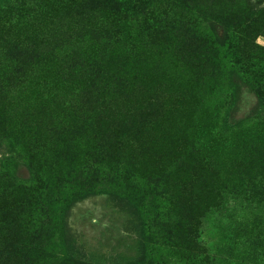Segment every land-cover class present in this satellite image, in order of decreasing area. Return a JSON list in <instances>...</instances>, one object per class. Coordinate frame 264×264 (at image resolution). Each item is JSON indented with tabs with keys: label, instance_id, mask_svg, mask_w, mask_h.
<instances>
[{
	"label": "rangeland",
	"instance_id": "rangeland-1",
	"mask_svg": "<svg viewBox=\"0 0 264 264\" xmlns=\"http://www.w3.org/2000/svg\"><path fill=\"white\" fill-rule=\"evenodd\" d=\"M127 1L118 15L110 0H0V172L15 181L0 180V264H264V99L225 65L198 96L155 21L131 11L147 0ZM109 133L124 159L107 160ZM198 163L220 198L197 229H164V209L187 213ZM33 173L65 188L41 250L21 236L46 210Z\"/></svg>",
	"mask_w": 264,
	"mask_h": 264
},
{
	"label": "trees",
	"instance_id": "trees-1",
	"mask_svg": "<svg viewBox=\"0 0 264 264\" xmlns=\"http://www.w3.org/2000/svg\"><path fill=\"white\" fill-rule=\"evenodd\" d=\"M110 2L112 10L118 15H123L128 10L127 0ZM92 3H96V0H89L88 8ZM155 5L156 10L159 9L156 19L152 17L151 11V6ZM131 11L141 16L144 21H155L156 35L175 60L192 73L197 82L198 96L205 90H215L212 84L206 87L215 80L211 69L225 65L241 75L257 95L264 99V46L259 47L252 42L260 35L264 38V7L258 0H147L132 7ZM107 130L110 132L109 127ZM116 138V135L108 134L107 146L112 144L115 147H110L113 153L107 155V160L124 159L123 145L117 143ZM190 155L193 158V152ZM189 171L193 182L186 192L187 213L164 209L157 216L164 229H197L196 211L207 204V200L220 198L219 189L214 185V173L208 166L198 163L190 166ZM113 178L117 182L127 183V178L121 176L119 171L114 173ZM0 180L15 182L14 174L0 172ZM33 181L39 182L43 191L33 201L40 200L46 210H41V225H36L40 221L36 209L27 215L28 228L21 236L32 248L41 250L44 242H54L55 231L61 229L59 220L54 218L55 212L51 211V203L54 198L63 197L65 188L60 186L59 177L33 173ZM128 184L129 190L138 193L134 183L128 181ZM67 191L74 194L75 189L70 187ZM24 202L31 203L28 198H24ZM154 220L156 221V217ZM23 260L25 259H20L17 264H31L30 260Z\"/></svg>",
	"mask_w": 264,
	"mask_h": 264
}]
</instances>
